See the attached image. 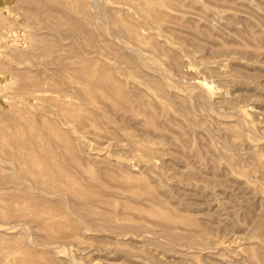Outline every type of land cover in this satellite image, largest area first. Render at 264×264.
Listing matches in <instances>:
<instances>
[{"label": "rangeland", "instance_id": "1", "mask_svg": "<svg viewBox=\"0 0 264 264\" xmlns=\"http://www.w3.org/2000/svg\"><path fill=\"white\" fill-rule=\"evenodd\" d=\"M0 264H264V0H0Z\"/></svg>", "mask_w": 264, "mask_h": 264}, {"label": "bare ground", "instance_id": "2", "mask_svg": "<svg viewBox=\"0 0 264 264\" xmlns=\"http://www.w3.org/2000/svg\"><path fill=\"white\" fill-rule=\"evenodd\" d=\"M150 10V9H149Z\"/></svg>", "mask_w": 264, "mask_h": 264}]
</instances>
